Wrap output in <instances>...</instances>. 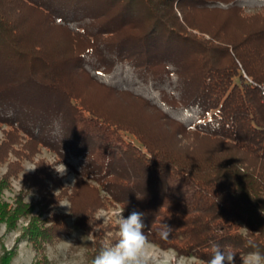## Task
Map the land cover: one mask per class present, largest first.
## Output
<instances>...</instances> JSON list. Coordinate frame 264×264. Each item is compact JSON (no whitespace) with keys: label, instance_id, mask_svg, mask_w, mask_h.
I'll return each mask as SVG.
<instances>
[{"label":"trees","instance_id":"16d2710c","mask_svg":"<svg viewBox=\"0 0 264 264\" xmlns=\"http://www.w3.org/2000/svg\"><path fill=\"white\" fill-rule=\"evenodd\" d=\"M262 83L264 0H0V227L29 219L0 264L22 240L50 264L69 219L89 231L112 204L178 256L264 255ZM43 148L73 186L41 160L23 176L39 198L4 201ZM64 198L68 214L54 210Z\"/></svg>","mask_w":264,"mask_h":264},{"label":"rangeland","instance_id":"374dc122","mask_svg":"<svg viewBox=\"0 0 264 264\" xmlns=\"http://www.w3.org/2000/svg\"><path fill=\"white\" fill-rule=\"evenodd\" d=\"M252 11V10H251ZM250 12V10H249ZM45 40V39H44ZM48 41L46 38L45 42ZM4 128H0V143L4 139L5 135L3 133ZM128 139L139 144L134 136H128ZM12 159L15 157L13 155ZM44 160L47 163L52 164L54 168V174L57 178L61 179V182L66 187H72L75 182V176L69 173L68 168H66L65 174H60L58 170H63L64 165L59 163L55 156L47 151L46 149H41L40 153L37 154L33 159L23 160L21 163V170L18 177L12 178L10 188L6 189L3 195V200L8 203L13 204L18 197L22 195L24 201L31 202L39 198L38 193L32 189L28 188L27 184L23 180L25 174H31L35 172L38 162ZM7 170V165L0 166V175L4 174ZM62 203L70 205V202L67 198H64ZM108 206V205H107ZM55 211L68 214L69 210L67 207H62L60 203L54 208ZM117 213H121L119 206L114 204L101 208L96 213V218H99L101 221L94 222L90 225L89 231L83 230V228L78 227L73 224V221L69 219L70 224V233L62 236L56 242L48 244L46 254L51 261L50 264H89L88 253L90 246L94 245L95 236L94 233L100 234L101 232H108L106 238L99 236L100 240L105 239L106 245L114 244L118 239V233H116L115 228H111L110 231L108 228L104 227L106 225H118ZM29 223V219L26 220L22 218L18 227L12 230H7L5 224H2L0 227V255L3 253V247L7 250L13 248L16 244V239L21 235L22 226ZM115 229V230H114ZM110 235V237H109ZM149 247L152 252L157 256H163L167 259V264H203L200 260L193 257H184L178 256L172 250H163L157 247L155 244L149 242ZM250 254V253H249ZM249 254L245 256L244 259L249 258ZM37 253L31 243L26 240H22L18 245V250L16 255L12 260V264H32L36 259ZM242 264V262H241Z\"/></svg>","mask_w":264,"mask_h":264},{"label":"clouds","instance_id":"9594fccd","mask_svg":"<svg viewBox=\"0 0 264 264\" xmlns=\"http://www.w3.org/2000/svg\"><path fill=\"white\" fill-rule=\"evenodd\" d=\"M65 174L63 170H58ZM139 198V197H138ZM62 207L71 210L70 205L60 202ZM118 239L114 244L105 245L95 256L92 264H167L166 257L155 255L149 247L148 233H145L143 222L144 214L133 211L127 217L123 213H117ZM170 232L161 234L162 239H167ZM210 264H223L222 257L215 255ZM242 264H264V255L259 252L249 254L248 259H243Z\"/></svg>","mask_w":264,"mask_h":264},{"label":"built area","instance_id":"2783aa9c","mask_svg":"<svg viewBox=\"0 0 264 264\" xmlns=\"http://www.w3.org/2000/svg\"><path fill=\"white\" fill-rule=\"evenodd\" d=\"M245 77H247L246 74H245ZM247 78H248V77H247ZM248 80H249L250 82H252V80H251L250 78H248ZM259 87L261 88V92H262V95H263V97H264V83L260 84Z\"/></svg>","mask_w":264,"mask_h":264}]
</instances>
